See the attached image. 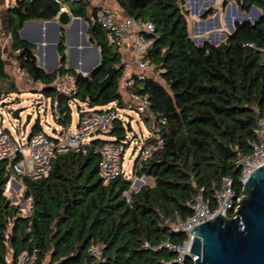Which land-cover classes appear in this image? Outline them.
Wrapping results in <instances>:
<instances>
[{"label":"trees","instance_id":"1","mask_svg":"<svg viewBox=\"0 0 264 264\" xmlns=\"http://www.w3.org/2000/svg\"><path fill=\"white\" fill-rule=\"evenodd\" d=\"M116 1L126 17L155 27L154 34H146L152 40L147 58L161 81L149 75L131 90L148 96L152 116L145 120L151 121L150 129L162 139V146L139 171L140 177H152L155 184H144L135 191L132 181L120 176L105 185L96 148L106 139H96L84 151L59 153L49 176L25 178L26 195L34 199L31 216H25L5 194L12 171L8 162L0 161V264L9 251L16 258L34 249L39 251L35 264L91 262L92 243L104 246V260L95 264H167L174 254L160 245L184 241L183 233L172 231V223L177 214L192 215L191 205L200 193L213 206L214 186L220 187L229 176L238 197L244 194L237 160L252 152L257 121L264 118V0H227L236 1L246 13L255 6L261 16L255 23L235 22L223 42L205 41L202 47L193 41L186 0ZM72 3L71 13L92 24L90 32L100 49L101 60L87 75L66 66V24L60 27L57 45L60 65L51 74L39 66L36 47L21 38L27 21L58 16L56 0H19L9 10V32L13 50L19 52V65L35 82L44 84V93L57 94L53 99L59 101L58 122L65 125L73 120L71 101L93 107L125 103L121 79L126 64L121 52L96 22L98 9L89 13L87 0ZM218 10L210 7L206 18ZM110 66L118 71L101 92L100 82ZM64 73L76 77L78 91L71 97L59 95L52 87ZM0 79L1 91L20 92L6 69L1 44ZM38 131H43L39 120L32 133ZM124 131L120 121L109 135L119 138ZM184 264H194V260L187 258Z\"/></svg>","mask_w":264,"mask_h":264},{"label":"built area","instance_id":"2","mask_svg":"<svg viewBox=\"0 0 264 264\" xmlns=\"http://www.w3.org/2000/svg\"><path fill=\"white\" fill-rule=\"evenodd\" d=\"M5 1L7 7L11 9L16 6L19 0ZM67 1L73 2L75 0H56L60 4L59 14L68 12ZM2 10L3 3L0 0V44L4 45L7 33ZM95 20L107 32L111 42L121 52L122 60L126 64V67L131 66L126 52L129 51L133 57L132 63L135 65V70L122 84L124 91H130V101L127 104L120 106L117 101H114L100 109H96L90 108L88 103L85 102L77 103L78 119L74 129L71 130L72 123L65 125L58 122L61 119L59 101L58 99H52L50 100L52 107L51 118L57 123L52 127L54 134L50 136L43 130L36 133L31 132L27 135L21 124L19 127L13 125L11 127L12 130L7 128L6 117L10 115V112L1 108L3 105L8 104L10 93L1 91L0 87V161L8 162L9 168L12 171V176L6 184L5 194L11 204L18 205L20 202H24L25 212L27 213L26 215L24 214L25 216H31L34 202L32 196L26 195L25 178L37 180L49 176L53 168V161L59 153L71 150L84 151L86 146L93 140L103 139L101 137L102 134H110L120 121L125 130L128 131V123L130 121L132 126L133 118L128 115L129 111H135L138 117L145 118L152 116L148 96L131 92V90L137 81L146 79L149 77V73L155 69L154 65L147 58L152 40L146 37V34L155 33L153 23L144 22L141 19L132 17L120 18L110 7L99 9ZM16 70L27 82L40 84L43 87V84L35 82L28 75V72L20 67L19 63L16 66ZM52 87L59 95L67 97L73 96L78 91L76 77L72 73L59 74L52 82ZM11 98L13 99L12 96ZM46 109H44L45 113L47 112ZM13 111L11 112V116ZM122 118L125 121H122ZM18 119L14 118V120ZM164 122L162 121V123ZM45 123L52 126L48 117L45 118ZM15 133L18 135L16 136ZM146 134L138 142H134L133 139L128 141L127 135H125L124 140L117 137L106 139L105 142L96 148V152L101 156L99 174L105 185H108L117 177L123 176L132 181V189L135 191H138L142 187L148 177H140L139 171L144 162L151 157L153 151L162 146V139L157 132L148 128ZM255 134L256 140L252 143V152L241 154L237 160V167L241 170L240 180L243 185L248 181L253 170L264 164L263 117L257 121ZM152 138L154 142H149ZM133 143L135 147H132L130 156H134L135 161L133 168L127 170L124 166V155ZM125 195L130 198L129 193L126 192ZM240 200L234 189L233 179L229 176L223 178L220 187L216 188L214 186L213 206L204 198L203 193H200L191 205L192 215L183 218L177 214L172 223V231L183 233L185 235L184 241L179 244L166 241L160 245V248L166 247L174 254L173 260L167 264H184L189 257H192L193 260L197 259V256L191 254L194 241L191 228H195L206 221L216 218L220 213L222 216L230 218L231 211L238 209ZM11 226L12 224H10V228ZM145 246L149 247L148 242H145ZM103 251L104 246L102 244L92 243L88 253L89 258L93 261H84L82 264H95L98 261H103ZM38 259L39 251L37 249L33 251L24 250L16 258L9 251L4 264H35Z\"/></svg>","mask_w":264,"mask_h":264},{"label":"water","instance_id":"3","mask_svg":"<svg viewBox=\"0 0 264 264\" xmlns=\"http://www.w3.org/2000/svg\"><path fill=\"white\" fill-rule=\"evenodd\" d=\"M252 10L257 14V17L255 16L252 21L247 17L242 22L255 23L258 21L261 16L260 11L255 6ZM242 14L246 15L245 13ZM70 21H82L86 25L84 19L72 17L69 12H62L51 20L26 22L23 30L33 23L39 24L42 30L45 24H54L56 26L52 50L57 65L58 55L56 48L59 42V26L67 25ZM233 29L234 27L231 28V31ZM68 35L69 30H67V37ZM42 39L43 35L40 36V42ZM198 46L202 47V44ZM94 49L96 51V62L93 67L98 65L101 60L99 49L97 47ZM117 71L118 68L116 66L108 68L107 76L100 82L101 92L112 84ZM51 73L53 72L50 71L49 74ZM23 111L24 108L14 110L13 118L18 119ZM31 119L32 115L29 114L22 126L24 131H26ZM128 131H132L130 121L128 123ZM125 137L123 135L119 139L124 140ZM243 192L244 195L233 218L224 217L220 213L216 218L191 228V232L194 235L191 254L197 256L194 264H264V164L253 170L250 178L244 184ZM189 258L192 259V257Z\"/></svg>","mask_w":264,"mask_h":264},{"label":"rangeland","instance_id":"4","mask_svg":"<svg viewBox=\"0 0 264 264\" xmlns=\"http://www.w3.org/2000/svg\"><path fill=\"white\" fill-rule=\"evenodd\" d=\"M219 7V16L217 14L211 15L208 13V17L206 18L205 12L210 8L218 5ZM186 7L189 9V21L191 23V33L192 38L197 45L203 44L205 41L219 44L225 40L226 34L231 32L230 25L233 27L235 21L242 22L244 18L242 17V13L248 15L250 20L252 21L254 15L257 16L251 10L249 13L242 12L238 6L236 1H228L227 0H186ZM259 11V9L257 8ZM244 16V15H243ZM126 67V71H130L134 69V67ZM125 71V72H126ZM155 69L152 70L149 75L154 76L156 79H161L155 75ZM16 82L20 92H11L8 98V104L2 106V110H6L10 112V115L6 117V126L9 130H12L11 127L16 125L17 127L23 126L25 123L27 116L30 114L32 115L31 122L27 126L26 133L29 135L32 132V128L35 125L36 121L39 120L43 130L46 134L52 136L54 134L53 128L57 123L56 121L51 118L52 115V107L50 105V100L56 95L53 94H46L42 91V86L40 84H32L31 82H27L23 77H21L18 73L16 74ZM13 97V99L11 98ZM48 99V102H47ZM90 108L100 109L101 107H93L88 104ZM71 107L73 109V125L71 126V130L74 129L75 124L77 123V103L75 101H71ZM18 108H24V111L21 113L18 120H14L11 116V112ZM47 108V109H46ZM44 109L47 112H44ZM129 116L132 118V128L133 131H124V135H127L128 141L131 139L134 142H138L139 139H143L142 137L146 134L147 129L151 121L148 123L146 122L144 117H138L135 111H129ZM48 117L51 121L52 126H49L45 123V118ZM122 121H125L122 118ZM149 124V125H148ZM17 136L18 134L15 133ZM101 137L103 139H111L115 138L116 136H111L109 134H102ZM130 145V144H128ZM132 147H135L133 143L130 148H128L126 154L124 155V166L127 170H131L134 165L135 157L130 156ZM150 182L153 183L152 179H147L144 184H149ZM143 184V185H144ZM244 195V194H243ZM9 196V195H8ZM11 198V197H10ZM240 199L242 198L239 197ZM13 202V201H12ZM20 208H22L23 215L27 214L25 212L24 202H20L18 204ZM231 214L236 215V211H231ZM233 218V217H230Z\"/></svg>","mask_w":264,"mask_h":264},{"label":"crops","instance_id":"5","mask_svg":"<svg viewBox=\"0 0 264 264\" xmlns=\"http://www.w3.org/2000/svg\"><path fill=\"white\" fill-rule=\"evenodd\" d=\"M75 1H80V0H75ZM87 1L89 3V7H88L89 13H91L95 8L99 10L102 7H110L117 13V15L120 18L126 17V15L124 14V11L121 10L116 0H87ZM2 3H3L2 16L4 19L5 29L7 33L6 41L4 45H1L2 51H3V58L5 60L7 71L11 74L12 78L16 82L17 81L16 74L18 73L16 70V66L19 63V60H18L19 52H15L13 50L12 38L9 32V10L10 9L7 7L5 0H2ZM66 4L68 6V12L71 13L70 5L74 3H72V1H67ZM220 5H221L220 3L216 5L218 9ZM216 14L217 16H219V10L218 12L215 13V15ZM71 15L72 17H75V18L84 19L82 17L74 16L72 13ZM84 20L86 21V25L82 21H79V22L70 21L66 25V45H67L66 66L69 70H76L82 74H85V73L88 74L89 69L92 68L94 63L96 62V51L94 48L97 47L99 49V47L93 35L90 32V27L92 24L86 19ZM27 22H40V21L30 20ZM235 22H238V21H235ZM60 27L61 26H59V33H60ZM230 28H232L231 25H230ZM23 29H24V26L22 30L20 31L21 38L24 41L36 47V56H37L39 66L42 69H44L47 73H50V71L54 72L60 65V59H59L58 52H57L58 62L56 65V59H55V56L52 50V44L54 43V35L56 32V26L54 24H50V25L45 24L42 30L39 24L33 23V24H29L25 30ZM67 30H69L68 37H67ZM41 35H43V39L40 42ZM126 54H127L128 60L130 61L134 69H131L129 72L126 71L123 78L121 79V93H122V96L125 102L124 104H127L130 101V91H124L122 88V84H123V81L130 74H132V72H134L135 70V65L132 63V58H133L132 55L130 54L129 51H127ZM96 66L97 65H95L91 69V71ZM91 71H89V73ZM42 91H43V87H42ZM71 123L73 124V120ZM150 125H149V128H150ZM148 178L152 179L153 181V183L150 182L149 184L154 185L155 179L152 177H148Z\"/></svg>","mask_w":264,"mask_h":264},{"label":"bare ground","instance_id":"6","mask_svg":"<svg viewBox=\"0 0 264 264\" xmlns=\"http://www.w3.org/2000/svg\"><path fill=\"white\" fill-rule=\"evenodd\" d=\"M244 14H242V17L245 19V18H247L248 17V15H244ZM254 16H256V15H254ZM257 17V16H256ZM249 18V17H248Z\"/></svg>","mask_w":264,"mask_h":264}]
</instances>
